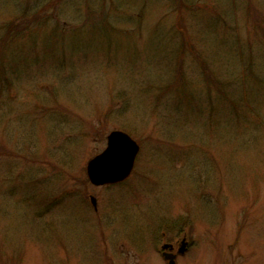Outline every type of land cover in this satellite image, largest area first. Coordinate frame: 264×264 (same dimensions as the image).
Listing matches in <instances>:
<instances>
[{
	"label": "rangeland",
	"instance_id": "1",
	"mask_svg": "<svg viewBox=\"0 0 264 264\" xmlns=\"http://www.w3.org/2000/svg\"><path fill=\"white\" fill-rule=\"evenodd\" d=\"M115 129L134 170L95 186ZM183 237L177 264H264V0H0V264Z\"/></svg>",
	"mask_w": 264,
	"mask_h": 264
},
{
	"label": "water",
	"instance_id": "2",
	"mask_svg": "<svg viewBox=\"0 0 264 264\" xmlns=\"http://www.w3.org/2000/svg\"><path fill=\"white\" fill-rule=\"evenodd\" d=\"M139 145L127 133L123 131H113L108 136L107 148L88 163V175L95 185L116 183L125 180L132 172L135 159L139 152ZM92 201L96 205V199ZM172 248L165 245L164 249ZM180 253L186 251L184 242L180 248ZM170 264H176L174 254H165Z\"/></svg>",
	"mask_w": 264,
	"mask_h": 264
},
{
	"label": "flooded vegetation",
	"instance_id": "3",
	"mask_svg": "<svg viewBox=\"0 0 264 264\" xmlns=\"http://www.w3.org/2000/svg\"><path fill=\"white\" fill-rule=\"evenodd\" d=\"M173 245H174V252H176L177 248H178V241H175V242H171ZM177 247V248H176Z\"/></svg>",
	"mask_w": 264,
	"mask_h": 264
},
{
	"label": "trees",
	"instance_id": "4",
	"mask_svg": "<svg viewBox=\"0 0 264 264\" xmlns=\"http://www.w3.org/2000/svg\"><path fill=\"white\" fill-rule=\"evenodd\" d=\"M181 5L183 6V3H181ZM215 76V74L212 75V77ZM221 84V83H220ZM221 85H219L220 91L222 92V89L220 87Z\"/></svg>",
	"mask_w": 264,
	"mask_h": 264
}]
</instances>
